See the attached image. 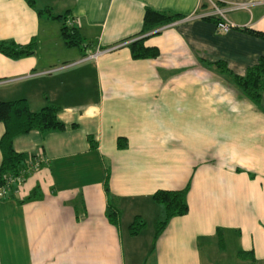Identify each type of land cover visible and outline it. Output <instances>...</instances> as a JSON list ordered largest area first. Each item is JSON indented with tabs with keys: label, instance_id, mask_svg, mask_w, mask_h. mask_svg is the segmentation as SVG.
<instances>
[{
	"label": "crops",
	"instance_id": "obj_1",
	"mask_svg": "<svg viewBox=\"0 0 264 264\" xmlns=\"http://www.w3.org/2000/svg\"><path fill=\"white\" fill-rule=\"evenodd\" d=\"M215 1L226 33L195 17L208 0H0V41L36 42L0 52V100L54 104L68 125L13 140L47 160L0 198V264H264V90L255 105L218 66L243 75L264 55L249 32L264 33V0ZM146 7L180 18L144 40L158 56L134 59ZM43 8L83 44L66 47ZM184 188L188 211L156 235L152 194Z\"/></svg>",
	"mask_w": 264,
	"mask_h": 264
},
{
	"label": "trees",
	"instance_id": "obj_2",
	"mask_svg": "<svg viewBox=\"0 0 264 264\" xmlns=\"http://www.w3.org/2000/svg\"><path fill=\"white\" fill-rule=\"evenodd\" d=\"M29 5H33V0H26ZM209 5L208 2L205 3ZM203 4V5H205ZM38 14L46 13L52 18L62 20L60 36L66 47H72L83 44V37L75 25H69L65 15H54L48 9H38ZM178 14L167 11L145 8L141 30L135 35L138 36L128 43L132 58H153L158 56L156 47L147 46L144 40L153 34H157L161 28L173 21L179 19ZM217 22L216 17H205ZM246 29V28H244ZM247 30V29H246ZM250 33L264 37V33L249 30ZM36 50L34 40L25 44L15 41H0V52L11 58H21L31 55ZM220 72L232 82L242 94L251 100L255 105H259L264 90V55L260 56L256 63L248 67L243 75L233 73L224 62L218 63ZM59 107L54 104H47L37 111L29 108L27 100L19 98L15 100H0V121L4 125V131L0 137V185L5 181V176L10 173H17L22 167H25L28 156L26 153L18 152L13 146V140L17 135L27 133L31 130H38L46 133L52 130H62L68 125L59 118ZM71 123L69 126H74ZM92 143V140L90 139ZM120 147L125 145V141L118 139ZM94 147V144H91ZM105 191L109 192L108 181H105ZM187 189L165 190L158 189L152 194L153 200L163 206L164 216L155 222V233L158 235L166 226L168 221L178 215H183L188 211L186 200ZM32 196L26 199H31ZM108 216L113 223L118 220L116 210H110ZM145 221L140 216H135L129 225L131 234H136L143 226Z\"/></svg>",
	"mask_w": 264,
	"mask_h": 264
},
{
	"label": "built area",
	"instance_id": "obj_3",
	"mask_svg": "<svg viewBox=\"0 0 264 264\" xmlns=\"http://www.w3.org/2000/svg\"><path fill=\"white\" fill-rule=\"evenodd\" d=\"M210 10L202 14L196 15L195 17H216L218 21L216 22V28L219 32L226 33L233 27L235 24L227 19L226 12L227 8L220 6L215 0H208ZM69 25H74V20H67ZM47 159L42 155V153L29 154L26 161L25 167H22L17 173H10L5 176V181L0 185V198L5 197L8 190L13 186L21 184L27 174L39 169L41 164ZM250 264H255L251 262Z\"/></svg>",
	"mask_w": 264,
	"mask_h": 264
},
{
	"label": "rangeland",
	"instance_id": "obj_4",
	"mask_svg": "<svg viewBox=\"0 0 264 264\" xmlns=\"http://www.w3.org/2000/svg\"><path fill=\"white\" fill-rule=\"evenodd\" d=\"M163 211H164V210H163ZM162 218H163V216H162ZM142 219H143V218H142ZM143 220H144V219H143ZM158 220H159V219H158ZM158 220H157V221H158ZM153 226L155 227V223H154V225H153Z\"/></svg>",
	"mask_w": 264,
	"mask_h": 264
}]
</instances>
